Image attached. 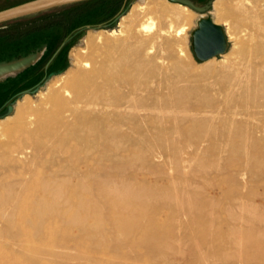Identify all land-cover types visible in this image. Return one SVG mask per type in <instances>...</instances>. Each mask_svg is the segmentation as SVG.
<instances>
[{
    "label": "bare ground",
    "instance_id": "6f19581e",
    "mask_svg": "<svg viewBox=\"0 0 264 264\" xmlns=\"http://www.w3.org/2000/svg\"><path fill=\"white\" fill-rule=\"evenodd\" d=\"M258 2L264 12V0H214L213 19L223 20L233 49L218 65L195 73L177 40L186 38L195 17L184 5L135 4L117 30L88 31L87 48L70 55L77 69L49 87L40 108L24 113L32 106L26 95L15 122L0 123L2 162L48 155L58 167L0 183L8 222L23 211L40 225L60 219L87 239L101 237L97 247L115 253L122 241L139 235L142 241L132 240L131 248L140 245L150 256L168 249L181 254L168 237L172 229L160 223L174 203L172 218L186 219L177 230L189 239V263L264 264V183L261 192H237L222 204L207 193L217 188L214 180L199 186L186 180L179 188L174 181L170 188L147 178L162 174L160 161H171L178 175L192 164L207 174L202 146L211 142L223 144L229 155L223 171L237 190L264 181V26ZM221 11L228 17H220ZM184 147L191 151L182 157ZM31 188L30 198L19 192ZM104 225L111 227L108 246ZM53 251L48 255L59 254Z\"/></svg>",
    "mask_w": 264,
    "mask_h": 264
},
{
    "label": "rangeland",
    "instance_id": "374dc122",
    "mask_svg": "<svg viewBox=\"0 0 264 264\" xmlns=\"http://www.w3.org/2000/svg\"><path fill=\"white\" fill-rule=\"evenodd\" d=\"M26 1L29 0H0V10ZM118 1L120 2H118L119 6L114 7L113 11H110L113 0H100L95 3H90L87 6L79 3L55 8L12 21L0 27V61L9 60L18 55H26L30 51L40 48L43 44L47 45V51L38 63L16 77L7 78L0 82V114H4L7 105L13 103L12 113L0 118V123L6 122L7 124H12L15 122L16 117L21 113L19 107L17 106L18 102L20 103L26 95L29 96L30 100L28 107L32 106L25 110L24 113H29L30 109H35L37 107L40 108L42 105H40V103H44V100H47V96L45 94L50 92L52 85L54 86L55 82L58 81L59 78L61 79L62 75L70 76L71 72L77 69L73 58L70 55L71 52L76 50L78 51L86 47L84 39L89 32L96 33L101 30H117L119 19L125 15L133 5H144L145 3H148L150 6H153L155 1L162 2V0ZM163 2L164 4L166 3L165 5L168 4L169 7H171V4L169 3L172 2L168 0H163ZM260 6H262V3L258 2V6L256 8L257 10L255 9V11L260 15V18H262L260 21L264 26V12ZM246 10L249 12V7H247ZM213 11L214 10L211 8L212 17L216 18V15H214L215 11ZM193 13L195 14V17L193 18V25L187 31L186 40L182 38H177V40H179V43L185 48V63L190 66L191 70L195 73L207 64L218 65L224 59L223 55L233 49V42L228 39L226 33L227 26H225L223 20L219 21L218 24L223 27L227 39L228 47L226 52L209 59V61L207 60L208 62L197 60L190 46V32L195 27V21L198 18V14L195 12ZM70 14L76 15V18L73 21L75 26L72 25L73 27L69 28L68 34L64 38L60 39L59 36L62 26L58 27L55 25L51 27L49 24L53 25L55 22L68 17ZM105 14L107 15L105 16ZM223 14L224 18L225 16L228 17V15H226L223 11H221V16H219L223 18ZM243 22L244 24L246 23L245 21ZM243 22L241 24L242 27L244 25ZM246 24L248 27V23ZM98 25L102 26L95 30L86 28L87 26ZM46 26H49L50 28ZM39 28H41L42 31L25 35L29 30ZM238 30H240L239 26ZM20 34H23L24 36L20 37ZM63 43L64 45L59 49ZM65 64H67L65 71L61 74L52 76L47 82H45V84L39 87L34 94H23L19 96L21 92L35 88V86L40 84L44 77H46L49 73L63 69ZM49 87L50 90H48ZM42 95L45 97L43 98ZM47 95L49 96V93ZM217 144L218 143L207 142L202 146V148L206 149L205 151L207 152L203 155V162L205 163L204 165L206 166L205 168L206 172H208L207 174L198 171V168H201L200 166L198 167L197 164H192L187 168V170H185V172L178 175L180 173H175V170L169 168L171 167V161H166V163L160 161L159 164L162 165V174L148 175V180L157 181V184L162 186L170 185V188H172L171 183L174 181V186L176 185V187L179 188L183 185V181L185 182L186 180L194 182L193 186L201 185L204 180H214L217 188L214 191L207 193H210L209 195L216 196L222 204H225L227 200L237 192L247 193L251 189L261 192L262 189H260V185L261 183H264L263 180L259 182H250V189L241 190H237V186L233 182L228 181L229 175L223 171V166L227 162L229 155L222 151L223 144L219 143V146ZM189 150L191 151L190 148L187 149L184 147L181 156H186V153L190 152ZM158 151H164V153L166 152L165 150L159 148ZM219 154L220 158L218 157ZM221 156L224 159H222ZM52 161L53 159L48 155H43L41 158L33 159L30 154L27 155V158L22 159L20 163L13 165L4 163L0 159V183L3 185L7 182H15V180L17 181L21 177L30 178L32 176V172L35 171L45 173V169H57V165H50ZM50 166L52 168H49ZM201 170L204 171L202 168ZM163 173L168 175L164 176ZM246 179L249 180L250 176H246ZM1 191L3 192V189H1ZM19 192H21L22 196L27 198H30L31 195L35 193L33 188L23 189ZM173 206L174 203L172 205H168V208L163 211L169 217L164 216L160 223L164 227L172 229L173 233L168 234V237L171 238L173 244L175 245L174 247L181 248V251L183 250L182 252L184 254L181 253L182 256L179 252L176 253L177 249H168L169 251L166 250L165 253H162L161 255L150 256L143 247H140V245H136L135 248H131L130 245L132 240H138L139 243L142 241L143 237L139 235L135 236V238L132 237L131 239H125L122 241L124 247L115 253L113 250L97 247L102 241L101 237L93 240L87 239L77 228L66 225L60 219L40 225L36 222L35 217L32 214L25 215L21 213L23 211H20L17 220L12 223L8 222L7 215L10 213V208L4 206L0 208V264H94L96 262H101L103 264H122L123 260H126L128 264H191L188 261V254L186 252L189 239L181 235L180 230H177L181 223H186V219H173L172 216L175 214L177 208L176 205L174 207ZM104 228L106 231L104 245L108 246L112 243L111 227L109 225H104ZM179 236L180 238H178ZM178 245L180 246L178 247ZM184 245H186L185 248H183ZM60 246H64L67 249H60ZM51 249L54 250L53 252L59 254L53 256L48 255Z\"/></svg>",
    "mask_w": 264,
    "mask_h": 264
},
{
    "label": "water",
    "instance_id": "95a60500",
    "mask_svg": "<svg viewBox=\"0 0 264 264\" xmlns=\"http://www.w3.org/2000/svg\"><path fill=\"white\" fill-rule=\"evenodd\" d=\"M91 0H29L5 9L0 10V27L12 21L26 18L41 12H46L55 8L79 4ZM172 3H178L186 6L196 14L198 18L195 21V27L190 32V46L197 60L207 61L213 57L219 56L227 50V39L224 29L221 25L215 23L211 8L214 0H208L207 3L201 4L196 0H168ZM98 26H87L86 28L95 30ZM64 45L61 44L59 49ZM58 49V50H59ZM47 51V45L43 44L40 48L30 51L26 55H18L9 60L0 61V82L7 78L16 77L30 67L38 63ZM67 68V64L61 70L49 73L40 84L35 88L25 90L20 93L34 94L39 87L47 82L52 76L61 74ZM13 103L7 105L4 114L0 118L11 114Z\"/></svg>",
    "mask_w": 264,
    "mask_h": 264
},
{
    "label": "trees",
    "instance_id": "16d2710c",
    "mask_svg": "<svg viewBox=\"0 0 264 264\" xmlns=\"http://www.w3.org/2000/svg\"><path fill=\"white\" fill-rule=\"evenodd\" d=\"M96 1H100V0H91V1L83 2L82 5L87 6L88 4L95 3ZM118 2H119L118 0H113V4H112V7H110V11H113L114 7H118L119 6L120 2L119 3ZM106 15L107 14H105V16ZM75 18H76L75 14H72V15L70 14V15H68V17L60 19L58 22H55V24H53V25L49 24V26H51V27L55 26V25H57L58 27L62 26V30H61V33H60V36H59V38L61 39V38H64L68 34L69 28H72L73 26H75L73 24V21H74ZM49 26H46V27H49ZM39 31H42V29L39 28V29L29 30L28 33H26L25 35L31 34V33H36V32H39ZM22 36H24V35L20 34V37H22ZM17 39H19V38H17Z\"/></svg>",
    "mask_w": 264,
    "mask_h": 264
},
{
    "label": "flooded vegetation",
    "instance_id": "af4514ba",
    "mask_svg": "<svg viewBox=\"0 0 264 264\" xmlns=\"http://www.w3.org/2000/svg\"><path fill=\"white\" fill-rule=\"evenodd\" d=\"M198 3H201V4H204V3H207L208 0H196Z\"/></svg>",
    "mask_w": 264,
    "mask_h": 264
}]
</instances>
